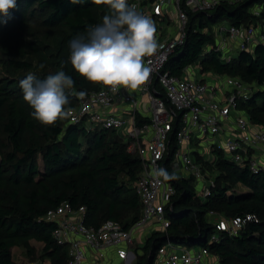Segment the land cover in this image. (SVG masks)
<instances>
[{"label": "trees", "instance_id": "trees-1", "mask_svg": "<svg viewBox=\"0 0 264 264\" xmlns=\"http://www.w3.org/2000/svg\"><path fill=\"white\" fill-rule=\"evenodd\" d=\"M256 5H264V0H224L210 11L189 12L186 41L169 57L164 71L181 76L199 62L202 74L214 72L237 77L251 87L254 83L263 86L252 87L249 98L240 100L239 109L254 124L264 125V44L226 61L215 50L213 30L224 21L246 26L260 22L264 11L256 16ZM108 12L106 5L93 0H16L7 17L0 15V264H19L13 257L15 246L34 257L33 239L44 243L42 257L51 264H69L68 245L53 238L57 224L44 219L62 202H69L74 209L85 206L84 223L96 228L111 219L128 229L142 216V203L134 188L142 171L139 155L128 152L127 144L112 129L88 131L67 119L41 124L32 116L33 109L19 86L28 74L43 79L63 70L74 81L71 89H100L102 85L87 81L73 69L69 42L86 37L87 30L102 23ZM71 89H66L70 101L66 108L77 104ZM137 120L143 123L148 119L138 114ZM180 128L178 118L162 163L163 169L175 176L167 180L176 189L165 207L169 226L153 230L142 243H136L133 264H155L159 249L168 241L206 247L222 264H264V171L253 173L227 159L216 147L211 161L194 151L204 170L219 172L209 196L202 197L195 177L183 176L171 165ZM239 184L246 189L235 192ZM211 211L217 213L214 220ZM246 214H254L256 219L239 235L217 229L220 218Z\"/></svg>", "mask_w": 264, "mask_h": 264}, {"label": "built area", "instance_id": "built-area-1", "mask_svg": "<svg viewBox=\"0 0 264 264\" xmlns=\"http://www.w3.org/2000/svg\"><path fill=\"white\" fill-rule=\"evenodd\" d=\"M222 1L128 0L129 6L150 17L157 29L158 48L152 56L144 58L145 65L150 68L147 81L134 91L121 87L117 93H113L101 86L98 90L82 91L83 97L78 95L80 92L71 89L77 95V104L70 107L72 115L67 118L69 123L79 124L88 131L96 128L115 130L122 134L128 152L139 155L142 171L134 188L142 203V216L128 229L111 219L96 228L84 223L85 206L74 209L65 201L49 210L44 219L57 224L53 238L60 245H68L69 264H83L88 247L96 251L115 248L118 257L127 262L134 255L137 243L135 233L138 230L147 227L151 221L157 223L154 228L161 230L169 226L164 215L165 207L176 189L162 177H155L153 172L163 168L162 163L169 153L171 134L178 118L181 128L176 133L177 147L171 165L177 172L183 171L187 173L186 176H194L196 186L204 182L202 190L197 191L202 197L209 196L211 188L215 186V178L196 161L193 153L198 151L196 148L203 139L212 142L211 150L215 147L222 149L226 158L239 166L249 167L253 173L264 171V125L254 124L239 109L240 100L249 98L252 87L233 76H226V83L221 85L192 78L186 73L189 67L181 76L164 71L169 57L186 41L189 12L210 11ZM170 5L176 7V17L180 22L173 37L171 33L165 32L163 25H171ZM263 11L264 5L253 7L256 16H261ZM215 34V50L221 53V58L229 61L235 57V53L253 50L258 44H264V17L260 22L248 26L224 21L219 23ZM137 91L147 98L144 114L140 113ZM138 114L148 120L138 123ZM209 136H213V139L210 140ZM221 139L224 145L219 143ZM258 151L263 152L259 154ZM210 215L216 217L217 213L211 211ZM253 219H256L254 214L220 218L216 226L219 231L239 235ZM213 239H216V235ZM121 252L124 253L123 257ZM155 264L222 262L218 255L206 247H189L168 241L159 249Z\"/></svg>", "mask_w": 264, "mask_h": 264}, {"label": "clouds", "instance_id": "clouds-1", "mask_svg": "<svg viewBox=\"0 0 264 264\" xmlns=\"http://www.w3.org/2000/svg\"><path fill=\"white\" fill-rule=\"evenodd\" d=\"M93 3L106 5L109 12L103 16L102 23L87 30L86 37L69 42L73 69L87 81L113 93L121 87L139 89L150 74L144 58L152 56L158 48L154 21L129 6L127 0H93ZM15 7L16 0H0V15L7 17ZM73 85V79L63 70L43 79L28 74L19 81L23 99L33 109L32 116L43 125H54L72 115V110L66 108L70 102L66 89ZM78 95L83 97L84 93ZM153 175L164 181L175 179L163 168L155 169ZM120 255L123 257L124 253Z\"/></svg>", "mask_w": 264, "mask_h": 264}, {"label": "crops", "instance_id": "crops-1", "mask_svg": "<svg viewBox=\"0 0 264 264\" xmlns=\"http://www.w3.org/2000/svg\"><path fill=\"white\" fill-rule=\"evenodd\" d=\"M186 73L189 75L188 72H186ZM216 75L218 76L220 74H216ZM201 76L202 77L195 76L194 78L206 80V78L204 77V75L202 73H201ZM208 77H210V75H208ZM215 83L216 82H214V84ZM216 84H218V83H216ZM140 107H141L140 113L144 114L146 109H147V103L145 101H141L140 102ZM197 152H199V151H197ZM262 152L263 151H260L259 154H261ZM262 156H264V155H262ZM155 225H157V223H155L154 221H151V222H149L147 224V227L138 230L135 233L137 243H142L145 240V238L153 230L158 229L157 227L154 228ZM31 243L33 244V246L36 249L35 256L34 257H29V256L26 255L25 250L23 248L15 246L12 249L14 260L17 263H19V264H31V263H35V264H51L50 259L42 257L44 243L41 242V241H37L35 239H33L31 241ZM133 252H134V250H133ZM86 253H87V257H86L85 261L83 262V264H133L135 259H136V254L134 252V255L132 254V256L128 259V261L125 262L124 260H122V259H120L118 257L116 249L112 248V247L111 248H103V249H101L99 251L93 250V249L88 247V248H86Z\"/></svg>", "mask_w": 264, "mask_h": 264}, {"label": "rangeland", "instance_id": "rangeland-1", "mask_svg": "<svg viewBox=\"0 0 264 264\" xmlns=\"http://www.w3.org/2000/svg\"><path fill=\"white\" fill-rule=\"evenodd\" d=\"M169 11H170V16H171V17H169V18H171V25L168 26V25H166V23L163 24V25L166 28L165 32L171 33L172 34V37H173L174 34L177 32V30L179 28L180 22H179L178 18L176 17V15H177V9H176V7L174 5H170ZM218 27H219V24L214 25L213 26V30L216 31L218 29ZM165 32H164V35H165ZM42 38H43V40H45L44 37H42ZM237 55H238V53H235V56H237ZM187 72L193 78L195 76L202 77L201 76V72H200V64H199V62H197V63L189 66ZM0 75H1V68H0ZM203 75L206 78V81H208L209 83H212L213 84L214 82H216L219 85H221L222 82H225L226 83V76L225 75H218L217 76L216 73H214V72H211L210 74L209 73H205ZM208 75H210V77H208ZM252 87H253L254 90L255 89H259V88H263V86H260V85H258L256 83L252 84ZM136 98L140 102L141 101H145V102L147 101V98H146L145 94H143V93H141L139 91H137ZM241 113L244 114V115H246V116H248L247 113H245L243 111H241ZM116 133L120 137H122V134L118 133L117 131H116ZM209 139L212 140L213 139V136H209ZM219 143L222 144V145H224V141L222 139L219 141ZM211 144H212V142H208L205 139H203L202 143L196 148L199 151V153L204 156L203 158H205V160H209V161L213 160V158L216 157V153H214L210 149ZM258 153H260V151H258ZM39 164H40L41 169H43V162H42L41 156H39ZM209 171H210L211 175L214 178L215 177L217 178L219 172L216 169H213V170H209L208 169V172ZM178 173L181 174V175H183V176H186L187 175V173L186 172H183V171H179ZM203 185H204V182L203 181L199 182V184L196 186L197 191H201L202 188H203ZM245 189L246 188L243 185L239 184V185H237V187L235 189L236 190L235 192H237V191H240L241 192V191H244ZM214 219H215V217H212V220H214Z\"/></svg>", "mask_w": 264, "mask_h": 264}]
</instances>
